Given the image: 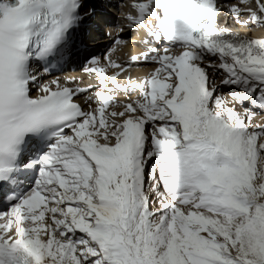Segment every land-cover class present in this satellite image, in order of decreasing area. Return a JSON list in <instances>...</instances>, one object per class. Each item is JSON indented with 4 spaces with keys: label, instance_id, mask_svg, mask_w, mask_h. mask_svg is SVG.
I'll return each mask as SVG.
<instances>
[{
    "label": "snow or ice",
    "instance_id": "snow-or-ice-1",
    "mask_svg": "<svg viewBox=\"0 0 264 264\" xmlns=\"http://www.w3.org/2000/svg\"><path fill=\"white\" fill-rule=\"evenodd\" d=\"M86 2L0 0V181L39 169L0 211V264H264V124H252V108L264 110V38L221 27L218 0H134L127 18L151 40L131 61L158 67L121 85L93 58L86 71L102 90L85 111L75 97L86 89L37 82L95 15ZM254 4L229 10L264 24V0ZM209 70L252 107L229 106ZM135 90L142 99L128 103L111 94ZM31 138L46 150L21 165Z\"/></svg>",
    "mask_w": 264,
    "mask_h": 264
},
{
    "label": "bare ground",
    "instance_id": "bare-ground-1",
    "mask_svg": "<svg viewBox=\"0 0 264 264\" xmlns=\"http://www.w3.org/2000/svg\"><path fill=\"white\" fill-rule=\"evenodd\" d=\"M113 11L116 12L117 16H113L110 14L105 15L104 18H107V26L104 28V30H109L111 33H113L116 28H114V26L116 25V23L118 24H123L124 22L127 23V16L129 13V9L126 5V2H123L119 8L114 9ZM220 15L223 14V9L221 8L219 10ZM248 15L246 13L241 12L238 16L233 14V13H227L224 14L223 17L221 18V24L224 27L229 28L230 30H232L233 32L239 33L241 36H247L250 38H264V24H253V23H248L245 25H240L237 24L234 19L235 18H246ZM95 22L98 23V21H100V14L96 13V18H95ZM114 19V23L113 24L112 20ZM139 33H141V31H138ZM136 32H131L129 31L128 34L132 35L134 38H136ZM94 32L93 30H91L90 35H93ZM101 41L103 40H107V38H100ZM102 42H99V40L97 42H91L89 43V45H95L94 49L92 51H94L96 48L101 47ZM99 42V43H98ZM97 43V44H96ZM141 47L137 45V43L135 44H128L126 47H123L122 52H136L138 50H140ZM217 63V62H216ZM139 64L143 65L144 63L140 62ZM149 68H153L152 65H149L148 67L143 66V67H138V68H134L132 70V73L130 74V78H135L137 80H139L143 75H145L148 71ZM210 72V79L211 81L213 80V78L215 77V74H212L211 70H209ZM69 76H77L79 75L77 72H71L68 73ZM81 77H83V75H80ZM84 84H88L89 80H84L83 81ZM217 95H221L225 98V100L227 101L229 106H235L237 111L243 112L244 108H251L249 103H246L243 107H241L239 104H235V102L233 100H230L231 95L229 94V90L228 89H223L222 85H217ZM130 98H132V96H130ZM254 111H256V116L253 118L252 124H264V110H260L257 108H252ZM120 109H117L116 111H119ZM153 203L154 206L152 207L153 209H156L159 207L158 203L155 202V197H153Z\"/></svg>",
    "mask_w": 264,
    "mask_h": 264
},
{
    "label": "rangeland",
    "instance_id": "rangeland-1",
    "mask_svg": "<svg viewBox=\"0 0 264 264\" xmlns=\"http://www.w3.org/2000/svg\"><path fill=\"white\" fill-rule=\"evenodd\" d=\"M112 22H113V24H114V22H115L114 19L112 20ZM102 46H104V44H102L101 47H102ZM99 48H100V47H99ZM99 48H98V49H99Z\"/></svg>",
    "mask_w": 264,
    "mask_h": 264
}]
</instances>
